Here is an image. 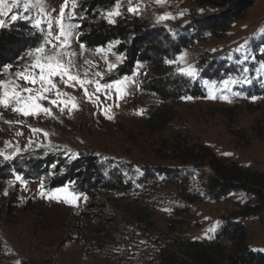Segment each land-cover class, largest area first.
Listing matches in <instances>:
<instances>
[{
	"label": "rangeland",
	"instance_id": "rangeland-1",
	"mask_svg": "<svg viewBox=\"0 0 264 264\" xmlns=\"http://www.w3.org/2000/svg\"><path fill=\"white\" fill-rule=\"evenodd\" d=\"M20 2L21 8L13 13L19 11L24 18L13 22L12 13L0 17L6 21L0 30L24 25L40 40L34 48L24 45L15 58L0 62L3 79H14L16 71L31 63L27 53L57 34L54 22L49 34L47 21L57 17L64 4V0H43L49 14L45 18L36 8L25 13ZM117 3L121 14L110 24L106 14ZM71 11L75 16L69 20L66 15L65 22L82 27L73 28L70 47L62 50L77 54L72 71L92 82L84 85L88 96L77 82H71L75 87H66L59 77L53 82L68 94L63 99L75 97L79 110L69 116L71 104L61 114L59 107L39 101L51 108L55 118H50L43 113L24 117L0 107V152L12 157L6 160L0 155V264H158L166 245L213 240L230 222H240L248 247L264 253V212L248 214L257 205L255 198L238 183L221 185L213 162L214 158L227 170L264 176V0H255L224 33L204 34L202 40L188 44L191 48L180 51L175 44L191 37V25L218 16L220 8L206 0H164L162 4L76 0L72 9L69 0L66 13ZM166 14L173 18L159 20ZM37 19L43 21L39 28L34 26ZM100 24L123 26L129 33L128 43L149 36L145 38L155 41L169 73L187 79L188 93L169 105L172 111L163 131L145 127L148 114L164 107L144 89L149 64L138 62L131 75L112 80L126 60L120 52L122 43L112 41L99 48L83 43L94 25ZM109 63L115 65L112 70ZM7 65L12 66L9 72L4 71ZM189 65L198 72L195 78L185 74ZM124 81L123 87L117 83ZM195 85L201 96L194 95ZM48 95L56 98L54 92ZM106 109L112 119L106 118ZM4 120L23 124L10 126ZM28 125L43 129L48 138L33 134ZM17 131L23 135L17 136ZM17 146L21 151L13 156ZM88 159L94 161L100 183L95 180L89 186L71 178L64 186L52 188ZM30 160L38 170L21 174L4 168L13 161ZM17 175L21 180L15 179ZM110 186L114 190H108ZM59 188L65 191L56 193ZM66 197L70 203L64 202ZM221 243L229 245L224 239Z\"/></svg>",
	"mask_w": 264,
	"mask_h": 264
},
{
	"label": "trees",
	"instance_id": "trees-1",
	"mask_svg": "<svg viewBox=\"0 0 264 264\" xmlns=\"http://www.w3.org/2000/svg\"><path fill=\"white\" fill-rule=\"evenodd\" d=\"M254 1L206 0L207 4L220 8L222 12L203 24L191 25V37H185L181 40L182 42H177L175 44L176 51L191 48L192 45L188 44L202 40L204 34L224 33L232 22L244 17ZM128 36L129 33L120 24L113 27L100 24L94 25L93 31L84 37L83 43L89 48L104 47L112 41L122 43L120 52H124L126 60L117 68L112 80L131 75L138 62L149 64V80L146 81L144 89L154 94L164 104V107L148 114L145 127L151 132L163 131L169 122V115L172 111L169 105L188 93L187 79L184 80L180 76L169 73L162 53L154 46V40H149L145 38L147 35H144L128 43ZM39 40L38 34L24 25L11 30H0V62L15 58L19 49L24 45L30 44L29 46L34 48ZM184 42L186 43L184 44ZM200 91L198 85H195L194 95L201 96ZM213 162H215L214 168L216 167V175L221 185L230 186L233 183H238L243 190L255 198L257 205L252 207L248 214L254 211L255 213L264 212V176L249 171H241L238 168L227 170L225 165L216 162L214 158ZM24 163V161H13L10 164H5L4 168L16 170L21 174L29 172V170L34 172V170L39 169L33 160L27 161L26 165H23ZM81 163H78V167L72 168L69 176L53 183L52 188L64 186L71 178L79 179L88 185L95 180L100 183V175L94 171V161L88 159L85 160L84 165ZM80 169L82 171H79ZM74 171L77 173L74 174ZM96 176L98 179H94ZM108 190L112 191L114 187L110 186ZM222 239L227 240L229 245H223ZM158 264H264V253L252 251L248 247L246 230L240 222H230L216 234L213 240L207 242L179 241L166 245L159 252Z\"/></svg>",
	"mask_w": 264,
	"mask_h": 264
},
{
	"label": "snow or ice",
	"instance_id": "snow-or-ice-1",
	"mask_svg": "<svg viewBox=\"0 0 264 264\" xmlns=\"http://www.w3.org/2000/svg\"><path fill=\"white\" fill-rule=\"evenodd\" d=\"M157 4L164 3V0H155ZM43 0H23V11L27 13L30 9L36 8L39 10L42 16L45 18L48 17V13L42 7ZM69 4V0H64V4L59 9V15L54 17L51 20L47 21L48 32L51 34L52 24L53 22L57 25L58 31L55 36H52L51 39L46 38L45 43L34 50H30L27 53V56L31 59L30 64H26L25 67L21 70L15 72L14 79H3L0 78V107L4 108L5 110H10L12 113L28 117V116H38L39 114L43 113L50 118H55L54 114L49 107H43L39 101L47 100L49 104L53 107H59L61 114L64 113L65 107L71 104V107L68 109L69 116H71V112L73 110H79L78 104L74 103L75 97H68L67 100L63 99V97L68 96L67 93L61 92L56 83L53 82L54 77H59L60 81L65 84L66 87H75L74 83L77 82L81 85V88L84 90L85 95L88 96L87 89L84 88L86 83H91L92 81L81 78L78 72L74 73L72 70L77 67L76 65V53L71 51H65L62 49H66L70 47L69 38L73 36V28H80L81 25H72L70 23L65 22V16L67 15L68 19L71 20L75 16V12H67L66 8ZM72 9L76 7V0H71ZM120 5L117 3L116 9L114 11H110L106 14V19L108 23L114 24L115 20L113 19L114 16H118L121 13L119 12ZM21 2L20 0H11V3L8 4L7 0H0V17H9L10 20L15 22L18 19L24 18L21 16L20 12L17 11L13 13V9H20ZM129 11H137V9L129 8ZM169 15H163L159 17V20L170 19ZM5 20L0 19V27L5 25ZM43 21L41 19H37L35 21L34 26L39 28ZM75 35H79L76 33ZM45 45L50 46L51 51H48ZM81 48V55L85 50V46L83 43L80 44ZM97 51H101V49H97ZM67 57V59H65ZM120 57H118L119 59ZM23 59V57H21ZM183 59V57H181ZM85 63H90L89 61H85ZM107 63V61H106ZM168 63H175V61H168ZM11 65L4 66V71L9 72L11 69ZM115 65L109 63L108 68L112 70ZM183 72L184 70L181 69ZM187 76L195 78L198 74L197 70L192 68L189 65L188 71L185 73ZM97 76H101L100 73H96ZM20 81L24 83L21 84ZM121 87H123L124 82H117ZM228 81H225L227 84ZM39 85L38 88L34 87H26L25 85ZM110 87V86H107ZM99 90V86H98ZM119 91V89H118ZM55 94L56 98L52 99L48 94L53 93ZM120 96H117L119 99ZM255 99V98H253ZM105 116L107 119H112L113 117L108 115V109L105 110ZM2 118V117H0ZM4 123L9 124L10 126L13 124H23V121H9L4 120ZM29 130L33 134H42L45 139L48 138L49 133L44 131L41 128L32 127L28 125ZM17 136L23 135L22 132L17 131ZM32 139H29V145L32 144ZM8 142H6L7 146ZM27 145L25 146V150L27 149ZM21 149L17 146L16 152L13 153L18 154ZM0 155L4 156V159H11L12 157L8 155H4V153L0 152ZM51 175V174H50ZM15 179L17 181L21 180L20 176H16ZM9 185H12V181H8ZM43 187V184L41 185ZM56 193L64 192L65 189L59 188L55 190ZM3 195L7 196L8 191L5 190ZM44 193L41 192V196ZM49 199H59L53 195H49ZM71 199H76L75 195L71 197ZM87 200V197H84ZM65 203H70V200L66 197L64 199ZM17 264H20L17 261Z\"/></svg>",
	"mask_w": 264,
	"mask_h": 264
}]
</instances>
